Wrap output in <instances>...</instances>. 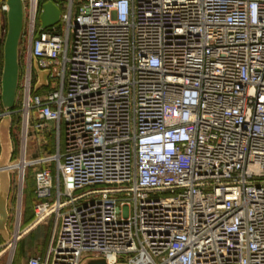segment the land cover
<instances>
[{
    "label": "built area",
    "instance_id": "obj_1",
    "mask_svg": "<svg viewBox=\"0 0 264 264\" xmlns=\"http://www.w3.org/2000/svg\"><path fill=\"white\" fill-rule=\"evenodd\" d=\"M46 1L23 0L12 110L41 165L34 223L57 222L29 264H264V0H53L40 31ZM50 122L57 152L27 160Z\"/></svg>",
    "mask_w": 264,
    "mask_h": 264
},
{
    "label": "rangeland",
    "instance_id": "obj_2",
    "mask_svg": "<svg viewBox=\"0 0 264 264\" xmlns=\"http://www.w3.org/2000/svg\"><path fill=\"white\" fill-rule=\"evenodd\" d=\"M1 21L4 28V41L6 38L7 30H8V22H7V13H1ZM24 33V30H23ZM23 38V35H22ZM23 41L26 42L25 38ZM4 46V43H3ZM22 47V39L20 43V55L23 54ZM4 65V56H3V48L1 53V77ZM21 74H23L22 70L20 73V80L22 78ZM21 81H19V89L17 94V100L14 108H18L21 106ZM1 86V83H0ZM1 110L5 111V108L2 104ZM23 125V116L21 112L12 113V122L10 128V134L12 138L13 152L10 159V164H14L9 171L10 173V191L7 200V208L9 217L6 223L7 233H3L0 230V264H23V261L18 260V252L17 250L14 252L15 248L21 246L20 237L24 231V223H25V213L28 209L32 208L33 200H34V187H35V179L34 173L41 166L40 164L33 166H26L24 172V179L21 182V161L23 156V145L25 141V130ZM55 123L50 122L46 123L42 129H36L30 127L28 134H26L27 140V160L36 159L40 156L46 154H52L56 151V137L54 135ZM2 152V144L0 140V154ZM18 163V164H17ZM16 165V166H15ZM10 166V165H9ZM22 185V186H21ZM22 188V189H21ZM22 190V193H21ZM22 197V198H21ZM21 200V201H20ZM21 211V214H20ZM34 222V219H33ZM48 222V221H46ZM50 224L53 229V236L56 230L57 222L56 220H50ZM29 240H26L23 246H29L31 244ZM91 258H105L101 255H93L88 254L85 256L83 264L87 259ZM106 259V258H105ZM12 261V262H11ZM108 262V260L106 259ZM113 264V263H112ZM116 264H128L126 262H118Z\"/></svg>",
    "mask_w": 264,
    "mask_h": 264
},
{
    "label": "water",
    "instance_id": "obj_3",
    "mask_svg": "<svg viewBox=\"0 0 264 264\" xmlns=\"http://www.w3.org/2000/svg\"><path fill=\"white\" fill-rule=\"evenodd\" d=\"M8 30L3 46L4 65L1 77V98L5 108V114L0 120V140L2 152L0 154V230L7 233L6 223L9 217L7 200L10 191V159L13 152L12 138L10 134L12 122V110L15 107L19 89L21 63L20 43L24 30L25 11L23 0H7ZM61 9L53 0L43 4L41 12V28H51L61 22ZM38 36V34H37ZM38 74L35 89L38 90L48 85L50 71L41 69L37 60L34 63ZM86 264H109L105 258H91Z\"/></svg>",
    "mask_w": 264,
    "mask_h": 264
},
{
    "label": "crops",
    "instance_id": "obj_4",
    "mask_svg": "<svg viewBox=\"0 0 264 264\" xmlns=\"http://www.w3.org/2000/svg\"><path fill=\"white\" fill-rule=\"evenodd\" d=\"M35 70V66H34ZM35 75L38 76L36 70ZM34 204V203H33ZM28 209L25 215L24 231L20 237L21 246L15 248L18 252V260L23 264H29L31 257L40 256L46 258L53 240V229L50 220L55 221V217L49 218L48 222L34 223V209ZM21 214V211H20ZM26 240L32 242L29 246H23ZM12 262V261H11ZM11 264V263H10ZM19 264V263H18Z\"/></svg>",
    "mask_w": 264,
    "mask_h": 264
},
{
    "label": "bare ground",
    "instance_id": "obj_5",
    "mask_svg": "<svg viewBox=\"0 0 264 264\" xmlns=\"http://www.w3.org/2000/svg\"><path fill=\"white\" fill-rule=\"evenodd\" d=\"M26 143V142H25ZM25 167H26V160L23 158L21 161V171H22V175H21V182L23 181V176H24V172H25ZM22 186V185H21ZM22 189V188H21ZM22 193V190H21ZM22 198V197H21ZM21 201V200H20ZM89 259L86 260V262L84 264H86L88 262ZM108 263L109 264H114V257H110L108 259Z\"/></svg>",
    "mask_w": 264,
    "mask_h": 264
},
{
    "label": "trees",
    "instance_id": "obj_6",
    "mask_svg": "<svg viewBox=\"0 0 264 264\" xmlns=\"http://www.w3.org/2000/svg\"><path fill=\"white\" fill-rule=\"evenodd\" d=\"M41 166H39V168H40ZM39 168H37V170L39 169ZM36 170V171H37ZM36 171H35V173H36ZM35 173H34V179H35ZM35 202V194H34V200H33V203ZM34 205V204H33Z\"/></svg>",
    "mask_w": 264,
    "mask_h": 264
}]
</instances>
